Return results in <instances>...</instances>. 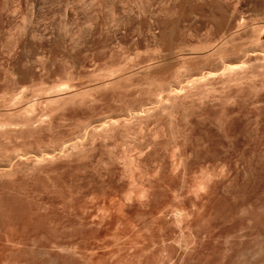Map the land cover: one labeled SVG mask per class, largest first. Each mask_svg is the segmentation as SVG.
Returning <instances> with one entry per match:
<instances>
[{
  "label": "rangeland",
  "instance_id": "374dc122",
  "mask_svg": "<svg viewBox=\"0 0 264 264\" xmlns=\"http://www.w3.org/2000/svg\"><path fill=\"white\" fill-rule=\"evenodd\" d=\"M263 62L264 0H0V264H264Z\"/></svg>",
  "mask_w": 264,
  "mask_h": 264
},
{
  "label": "bare ground",
  "instance_id": "6f19581e",
  "mask_svg": "<svg viewBox=\"0 0 264 264\" xmlns=\"http://www.w3.org/2000/svg\"><path fill=\"white\" fill-rule=\"evenodd\" d=\"M245 63H247V62H241L240 64H236V65H228V66H226L223 70H222V72H223V74H229L230 76H232V74H235L234 76H237L236 74H238V72H242V70L246 67L245 66ZM262 65L264 64V62L263 63H261ZM261 65V66H262ZM248 66V65H247ZM262 67H264V66H262ZM262 67H260V68H262ZM247 68V67H246ZM245 68V69H246ZM243 70V71H246V70ZM245 73V72H244ZM221 74L222 73H220V76H221ZM241 73H239L238 75H240ZM228 75V76H229ZM242 75V74H241ZM237 76V77H239V79L242 77V76ZM211 76V73L209 72V73H207V74H203V75H201V76H199V77H196V78H194V79H192L190 82L191 83H189V84H187L186 86H182V87H180L179 88V90L177 89H175V90H172V92L170 91V93L168 94V97L171 99V98H173L172 96L173 95H175L176 93H179L178 91H182L183 89H186L185 87H188V89H190V87L191 88H193V87H201L202 88V86L201 85H203L204 84V82H206L208 79H209V77ZM233 78V77H232ZM236 78V77H235ZM238 80V79H237ZM207 83V82H206ZM209 83V82H208ZM195 87V88H196ZM206 88V87H205ZM205 88H204V90H205ZM208 88H210V86L208 85ZM194 89V88H193ZM208 90V89H207ZM206 90V91H207ZM210 90H212L211 88H210ZM185 91H187V90H185ZM189 91V90H188ZM209 91V90H208ZM167 97V98H168ZM161 103H163V102H161ZM164 104V103H163ZM162 104V105H163ZM165 104H167L166 102H165ZM157 105H161V104H157ZM164 106V105H163ZM157 108V107H156ZM167 108V107H166ZM149 110V109H148ZM151 110V109H150ZM164 110V109H163ZM145 111V110H144ZM149 113V112H148ZM136 115V114H135ZM44 116H46V115H44ZM143 116V115H142ZM10 118V117H9ZM136 118H137V115H136ZM4 120V119H3ZM8 120V119H7ZM14 122H16V121H14ZM19 122V121H18ZM131 122V121H130ZM133 122V121H132ZM1 123H4V121H2V122H0V124ZM7 123L8 122H6L4 125H5V127L6 128H4L3 127V129H5L4 131H6V130H8L7 129V127L9 126V124L7 125ZM111 123V122H110ZM13 124H15V123H13ZM19 124V123H18ZM127 124V123H126ZM126 124H124V125H126ZM131 124V123H130ZM3 125V126H4ZM2 126H0V128H1ZM11 127V126H10ZM15 127V126H14ZM99 127V126H98ZM110 128H111V126H109ZM100 128H102V129H106V125L105 124H103V125H100ZM92 130L94 131L95 129H93L92 128ZM99 130V129H98ZM101 130V129H100ZM18 131V130H17ZM97 132H99V131H97ZM103 132V131H102ZM13 133V132H12ZM93 133H95L96 134V131L95 132H93ZM92 132H90V134H93ZM11 134V133H10ZM4 135V134H3ZM1 136V135H0ZM75 144V143H74ZM73 144V145H74ZM191 144V143H190ZM192 145V144H191ZM72 146V145H71ZM77 146H78V143H77ZM73 147V146H72ZM205 150V149H204ZM191 151V150H190ZM21 152V151H20ZM14 153V152H13ZM21 153H23V152H21ZM16 154V153H15ZM196 154V153H195ZM206 154V153H205ZM23 155V154H22ZM50 155V154H49ZM19 157H20V155H18ZM44 156V155H43ZM51 156V155H50ZM195 156V155H194ZM29 157V156H28ZM36 157V156H35ZM54 157V156H53ZM190 157V156H189ZM24 158V157H23ZM32 158V157H31ZM34 158V157H33ZM30 158H28L27 160H29ZM39 159H40V156H39ZM34 160V159H33ZM43 160V159H42ZM219 160V159H218ZM31 161H32V159H31ZM36 161V160H35ZM20 162V161H19ZM18 162V163H19ZM21 162H23V161H21ZM27 162V161H26ZM33 162V161H32ZM39 162V161H38ZM37 162V163H38ZM215 162V161H214ZM14 164V163H13ZM29 164V163H28ZM1 165V164H0ZM4 165V164H3ZM19 165V164H18ZM212 165V164H211ZM16 167V166H15ZM15 169V168H14ZM2 170V169H1ZM6 170V169H5ZM11 171V170H10ZM12 172V171H11Z\"/></svg>",
  "mask_w": 264,
  "mask_h": 264
}]
</instances>
